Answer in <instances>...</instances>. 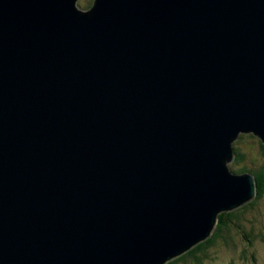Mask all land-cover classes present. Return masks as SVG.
Instances as JSON below:
<instances>
[{
  "label": "water",
  "instance_id": "water-1",
  "mask_svg": "<svg viewBox=\"0 0 264 264\" xmlns=\"http://www.w3.org/2000/svg\"><path fill=\"white\" fill-rule=\"evenodd\" d=\"M0 0V264H167L256 196L264 0Z\"/></svg>",
  "mask_w": 264,
  "mask_h": 264
},
{
  "label": "rangeland",
  "instance_id": "rangeland-1",
  "mask_svg": "<svg viewBox=\"0 0 264 264\" xmlns=\"http://www.w3.org/2000/svg\"><path fill=\"white\" fill-rule=\"evenodd\" d=\"M92 2L93 0H79L77 2V8L85 11L89 9ZM235 142L233 145L246 154L243 162L245 166L254 169L260 164L261 156L258 147L260 141L258 138L253 135L251 137L242 135ZM234 159L235 157L230 163L226 164L232 173H235L233 170L239 166L234 164ZM258 201L260 203L258 214H255V211L252 212V208L248 207L245 212H241V223H243L246 231L250 230L252 234L262 235L264 237V195ZM229 236L228 246L222 247L221 245H216L209 248L207 251L208 258L202 260L203 264H264V243L261 240L254 241L250 248H248L245 239L234 228L231 229ZM245 249L246 251H244Z\"/></svg>",
  "mask_w": 264,
  "mask_h": 264
},
{
  "label": "trees",
  "instance_id": "trees-1",
  "mask_svg": "<svg viewBox=\"0 0 264 264\" xmlns=\"http://www.w3.org/2000/svg\"><path fill=\"white\" fill-rule=\"evenodd\" d=\"M247 136L251 137L252 135L249 134ZM258 147L261 156V162L254 169H251L243 164L246 154L241 152L238 147L233 145L235 157L234 164L239 165L238 168L233 171L236 174L250 173L253 175L256 182L255 198L251 202L243 205L235 211L220 214L218 216L217 225L215 226L211 236L206 241L198 244L184 255L172 260L167 264H203L202 260L204 258H208L207 251L209 248H212L216 245H221L222 247L228 246V241L230 240L229 234L231 233L232 228L241 234L243 239H245L246 243L248 244V248H250L254 241L261 240L264 243V237L262 235H254L250 230L246 231L243 223H241V212H245L248 207L252 208V212L255 211V214H258L260 206L258 200L264 195V145L259 142ZM244 251H246V249ZM253 261L255 260L253 259Z\"/></svg>",
  "mask_w": 264,
  "mask_h": 264
},
{
  "label": "bare ground",
  "instance_id": "bare-ground-1",
  "mask_svg": "<svg viewBox=\"0 0 264 264\" xmlns=\"http://www.w3.org/2000/svg\"><path fill=\"white\" fill-rule=\"evenodd\" d=\"M249 135V134H248Z\"/></svg>",
  "mask_w": 264,
  "mask_h": 264
}]
</instances>
